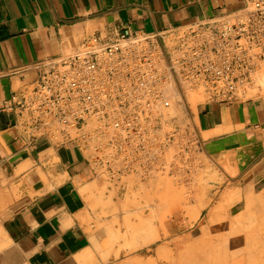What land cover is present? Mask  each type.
<instances>
[{
	"label": "crops",
	"instance_id": "1",
	"mask_svg": "<svg viewBox=\"0 0 264 264\" xmlns=\"http://www.w3.org/2000/svg\"><path fill=\"white\" fill-rule=\"evenodd\" d=\"M242 3L0 0V186L13 193L0 212V233L11 249L4 264H118L101 261L96 251L99 233L89 217L99 213L97 186L106 181L89 162L90 147L29 138L23 118L12 109L32 86L39 64L70 55L91 36L111 41L125 28L166 30ZM193 119L204 149L236 177L244 174L259 151L264 152L263 105L204 102ZM260 167L264 168V155ZM249 181L245 174L237 180Z\"/></svg>",
	"mask_w": 264,
	"mask_h": 264
},
{
	"label": "built area",
	"instance_id": "2",
	"mask_svg": "<svg viewBox=\"0 0 264 264\" xmlns=\"http://www.w3.org/2000/svg\"><path fill=\"white\" fill-rule=\"evenodd\" d=\"M263 63L264 0H243L166 30L88 37L70 55L39 64L12 109L29 138L89 146L96 173L117 185L168 165V149L186 133L172 110H185L188 92L206 103L242 102Z\"/></svg>",
	"mask_w": 264,
	"mask_h": 264
},
{
	"label": "rangeland",
	"instance_id": "3",
	"mask_svg": "<svg viewBox=\"0 0 264 264\" xmlns=\"http://www.w3.org/2000/svg\"><path fill=\"white\" fill-rule=\"evenodd\" d=\"M259 80H263V82L260 81L261 83H259ZM241 96L243 98L242 102L250 101L264 106V63L256 74L253 84L246 88ZM187 99L189 104L186 105L183 112L176 109L172 110L181 117L180 122L184 123L186 133L181 142L176 141L168 149V165L162 172L150 174L147 178L141 175H129L124 177L123 181L117 185L104 183L97 186L100 198L96 208L99 213L89 218L95 226V232L99 233L96 251L104 262L118 264H156L158 262L166 264L167 252L169 253L171 249L176 248L175 246H178V251H182L185 243L178 242V239L182 238L184 234L196 230L201 222L199 220L193 227L185 231L184 225L189 219L188 213L183 214L180 221L175 218L171 219L169 216V213L174 212L175 209L180 210L188 197L193 198V200L197 196L203 199L212 197L215 198L214 204H220V201H224L223 197L235 198L239 195L247 197L255 193L257 199L264 201V168H259V162L264 152L259 151L257 156L245 168V180L250 181L245 184L238 183L237 180L242 178L244 174L234 176L229 167L221 166L220 163L213 160L208 151L204 149L203 144L200 143V136L197 133L193 115L197 113L199 104L204 103V95L200 92H188ZM194 99L197 101H194ZM180 143L183 147H180ZM209 186L212 187L209 188ZM229 194H232V196ZM12 195V191H9L7 186H0V212L10 202ZM228 198L224 203L227 204ZM226 204L225 206L228 205ZM237 204L234 215L243 210V202ZM182 211L185 212L184 209ZM261 212L264 213V207H255L249 215H245V248L254 250L253 255L245 254V261L248 260L245 264H256L260 259H264V243H262V238H259V234L263 236L264 233V227L262 226L264 215ZM206 213L207 210L204 211L202 219ZM169 220L173 224L169 230V237L162 240L155 239L156 232L163 234L166 231L168 226L165 227L166 224L164 226L163 222ZM160 221L162 222L159 223ZM156 223L157 226H154ZM140 224L142 227H140ZM134 226L139 229H131ZM147 226H150L151 230L146 228ZM181 227L182 229H180ZM162 229L165 230L162 231ZM134 230L140 232L135 231L134 233ZM146 231H149V236L145 234ZM136 232L137 234H144L139 237ZM150 235L153 237V241H151ZM191 241L189 239L186 244ZM94 243H96V240H94ZM156 247L157 249L161 248V252H163L161 256ZM10 250V246L0 233V264H4L3 259ZM257 264L262 263L258 262Z\"/></svg>",
	"mask_w": 264,
	"mask_h": 264
},
{
	"label": "bare ground",
	"instance_id": "4",
	"mask_svg": "<svg viewBox=\"0 0 264 264\" xmlns=\"http://www.w3.org/2000/svg\"><path fill=\"white\" fill-rule=\"evenodd\" d=\"M260 81L263 82V80H259V83H261ZM195 100L196 99H194V101ZM210 187H212V186H209V188ZM251 193H249V194H251ZM254 194L248 195L247 197H242V195H239L235 198H232V197L228 198L227 197L229 199L227 201L228 205L226 203H224V201L227 200V198H224V197H223L224 201H222V202L220 201L219 202L220 204H217V203L214 204L215 198H212V197H208L207 199L206 198L203 199L202 197L197 196L194 200H193V198L188 197V200H186V202L182 205L181 209L180 210L175 209L174 212L169 213L170 214L169 216L171 217V219L175 218L176 220L180 221L182 215L188 213L189 219H188L187 223H185V225H184L185 231L188 230L189 228L193 227L199 220H201V222L198 225V228L196 230L190 232L189 234H184L182 238L178 239V242H183V244L185 243L184 249L182 251H178V246H175L176 248L171 249L169 251V253L167 252L166 257H165L167 260L166 264H245V262L248 261L247 259L245 261V254L251 255L254 252V250H252L251 248H245L246 247L245 246V215H247V214L249 215L251 213L252 209L255 207H257V208L264 207V201L262 199H257L255 197L256 195H254ZM258 195H259V193H258ZM230 196H232V194ZM239 202H243V204H244L243 210L242 211L240 210L241 211V212L239 211L240 213H236L237 215H234V209L237 208V206H238L237 203H239ZM223 203H224V205H223ZM225 204L227 206H225ZM182 209H184V211L186 213L185 212L183 213ZM205 210H207V213H206L205 217L202 219V216H203V213ZM261 213H262V215H264L263 212H261ZM125 220L126 219L124 217V222H125ZM161 222L162 221H160L159 223H161ZM165 224H166V226H165ZM163 225L165 227L168 226L166 231H164L163 234H158L156 232L158 235L156 236V233H155V236H154L155 239L162 240V239L169 237V235H170L169 230L172 228L173 224L169 220L168 222L167 221L165 223L163 222ZM163 225H161V226H163ZM154 226H157V223ZM262 226L264 227V219H263V225ZM140 227H142V225ZM135 228L136 227L134 226V228H131V229H135ZM144 228H143V230H144ZM146 228L150 229V226H147ZM151 228H153V226H151ZM136 229H139V228H136ZM180 229H182V227ZM140 230H142V229H140ZM163 230H165V229H162V231ZM135 231H137V230H134V233H135ZM155 231H156V227H155ZM137 232H140V231L138 230ZM137 232H136V235H138L139 237L141 236V234H144V233L137 234ZM146 232H145V234L148 235L149 231L147 233ZM152 235H153V233H152ZM263 236H264V233H263ZM263 236L261 234H259V238H262V243H264L263 242V240H264ZM151 239L149 238V240L153 241L152 236H151ZM155 239H154V241H155ZM189 239H191L192 241L190 243L186 244V242ZM163 243H165V242H163ZM175 243H177V242H175ZM259 243H261V242H259ZM260 246H261V244H260ZM161 248H163V247L161 246ZM161 248L157 249V247H156L157 252L159 254L161 253L160 256L163 254V252H161ZM162 250H164V248ZM255 252H256V250H255ZM164 255H165V253H164ZM84 257H86V255ZM82 259H85V258H82ZM90 261H91V259H90ZM95 261H96V259H95ZM101 261H104V260H101ZM130 261H131V259H130ZM158 261H160V260H158ZM258 262L264 264V259H260V261H258ZM86 263L87 262H84V264H86ZM156 264H161V263L157 262Z\"/></svg>",
	"mask_w": 264,
	"mask_h": 264
}]
</instances>
